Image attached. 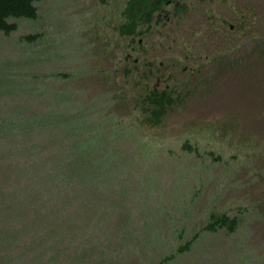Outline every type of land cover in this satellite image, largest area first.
Masks as SVG:
<instances>
[{
	"label": "rangeland",
	"instance_id": "1",
	"mask_svg": "<svg viewBox=\"0 0 264 264\" xmlns=\"http://www.w3.org/2000/svg\"><path fill=\"white\" fill-rule=\"evenodd\" d=\"M186 2L140 45L117 32L126 0H39L37 19H9L17 30L0 33V149L18 147L17 123L38 108L72 121L78 149L114 154L101 180L96 164L80 171L77 190L91 183V193L76 201L88 225L77 234L92 238L77 240L79 256L67 257L61 237L7 264H158L198 233L168 264H264V0ZM155 87L181 101L149 128L135 111ZM22 130L27 142L40 132ZM186 141L197 154L182 150ZM212 212L238 227L203 231Z\"/></svg>",
	"mask_w": 264,
	"mask_h": 264
},
{
	"label": "trees",
	"instance_id": "2",
	"mask_svg": "<svg viewBox=\"0 0 264 264\" xmlns=\"http://www.w3.org/2000/svg\"><path fill=\"white\" fill-rule=\"evenodd\" d=\"M36 2L39 0H0V33L9 35L17 29L16 24L9 21L11 18L36 19ZM124 5L121 13L123 22L118 32L132 44H138L139 38L151 32L152 26L160 20L159 15L170 17L171 12L180 17L188 9L186 0H127ZM55 77L64 79L71 75L58 74ZM138 98L136 119L149 128L161 126L167 114L181 101L173 88L155 87ZM34 111L33 121L17 123L18 147L0 149V242L4 244L0 246V264H7L14 257L23 262L28 258V248L32 245L45 241L47 246L53 247L61 237L68 245L67 257L79 256L77 250L81 246L77 240L84 242L92 238L77 234L78 229H87L88 225H81L75 209L81 202L79 198L91 193V183L84 186L83 191L77 190L79 178H86L80 171L93 169L96 164L99 174L93 178L101 180L105 176L100 167L107 164L114 154L111 149H78L77 142L82 138L67 124L72 121H61L54 113L46 117L38 108ZM33 123L38 125L40 132L36 133L35 139L23 141L22 129L34 126ZM88 142L89 139L85 141ZM182 148L192 155L197 154L198 148L189 141ZM97 179L96 187L99 184ZM209 219L203 229L209 232L225 228L232 233L239 224L237 217L226 215L212 213ZM94 235L93 238L98 236ZM198 238L199 233L158 264H168L175 256L185 254ZM7 242L13 247L5 245Z\"/></svg>",
	"mask_w": 264,
	"mask_h": 264
},
{
	"label": "bare ground",
	"instance_id": "3",
	"mask_svg": "<svg viewBox=\"0 0 264 264\" xmlns=\"http://www.w3.org/2000/svg\"><path fill=\"white\" fill-rule=\"evenodd\" d=\"M42 1V0H41Z\"/></svg>",
	"mask_w": 264,
	"mask_h": 264
}]
</instances>
